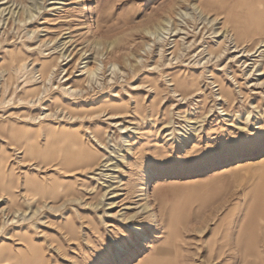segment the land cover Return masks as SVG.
Returning <instances> with one entry per match:
<instances>
[{"label":"rangeland","instance_id":"374dc122","mask_svg":"<svg viewBox=\"0 0 264 264\" xmlns=\"http://www.w3.org/2000/svg\"><path fill=\"white\" fill-rule=\"evenodd\" d=\"M82 1L0 0V207L27 218L0 230V264H264V90L193 58L199 35L183 62L153 55L175 27L255 50L264 0ZM87 62L102 71L68 93Z\"/></svg>","mask_w":264,"mask_h":264},{"label":"bare ground","instance_id":"6f19581e","mask_svg":"<svg viewBox=\"0 0 264 264\" xmlns=\"http://www.w3.org/2000/svg\"><path fill=\"white\" fill-rule=\"evenodd\" d=\"M83 1L82 0H78V3L77 4H80L82 3ZM6 4V3H4ZM62 3H57V5H61ZM65 4V3H64ZM3 5V4H1ZM200 8V7H199ZM202 10L206 11L205 9L201 8ZM58 10V9H57ZM201 10V11H202ZM165 23V22H164ZM251 24V27L252 29H256L254 27V24L250 23ZM166 25H162V24H158V27L155 28L156 31H161L163 32L162 30H166L165 28ZM168 26V25H167ZM226 27V26H225ZM173 28V27H172ZM230 28V27H229ZM167 30H168V27H167ZM207 30V29H205ZM206 32V31H205ZM205 32H201V33H197V31L195 32L192 31L191 32V28L188 27V28H178V27H175L174 31L171 32V35L169 40H160L159 42H155L156 43V47L158 45V47L154 50L153 52V55L157 52V55L159 57V61L160 63H163L164 62V59H166L165 57H170L172 56V59H168V62L172 63L174 62V60H176L178 63L180 62H183L184 59L188 56V54L191 53L192 51V48L195 46V43L197 41V35H199V37L202 38V40H199L200 41V44H199V48H201L202 50H200L198 52V54H194L192 55V57L194 58L196 56V58L200 57L202 58L203 60H207L206 63H204L205 65H214V64H218V63H221L223 61V57L225 56V58L227 57V60H228V65H224L223 67V71L225 69L229 70V74H227V80L229 82H233L236 83L237 85H239L238 87L240 88V82L238 81V78L236 76V71H235V64L236 66L240 67L243 72H245V75L248 76V79H249V82L248 83H251V88L252 90L254 91V94H260L261 91L264 90V80H262L261 78L264 77V41H261V42H258L257 45H256V49L255 50H251L250 48L244 46V43H242V38H239L238 36H236L234 33L232 32H229V30H224L220 35L219 37H212V38H218L216 41H212L213 42V45H211V42L206 40V39H209L210 37H207L206 38V35L209 34L210 30L207 31V33ZM29 33V32H28ZM30 33L32 34H35L36 32L35 31H30ZM147 34L150 33L149 31L146 32ZM169 34V32H167ZM154 34V32H153ZM167 34V35H168ZM165 35H166V32H165ZM164 35V36H165ZM168 36V37H169ZM243 36H247V37H250V36H254L250 33H244ZM167 37V36H165ZM195 38V41L192 42L190 41V38ZM156 38V37H155ZM220 38H223V41L225 43H223V46L222 45V42L220 40ZM150 39L152 40V38L150 37ZM158 39V38H156ZM248 41V40H247ZM152 41L147 43V46L150 48L151 46L153 47V45H151ZM251 44V43H250ZM207 45V47L205 46ZM222 48L223 52L220 53V55H217V54H214V53H217L218 51H220ZM216 49V50H215ZM108 50V49H107ZM115 50V49H114ZM118 50V49H117ZM144 50V52L148 55L152 49H142ZM199 50V49H198ZM51 51V50H50ZM143 52V51H142ZM111 53V52H110ZM197 53V52H196ZM140 54L144 55L143 53L140 52ZM108 55V54H107ZM206 55V56H204ZM70 57V56H69ZM109 57V56H108ZM116 57V56H115ZM208 57V58H207ZM64 58V57H63ZM88 59V58H87ZM118 59H122L124 63H128L129 60H133L134 61V64L131 62L130 64V69L133 71L134 74L138 73L139 71H141L143 69V67L141 66H137L135 65L136 64H139L140 63V57L137 56V58H133L131 57V54L129 53H121L120 56L118 57ZM143 59V58H142ZM226 60V61H227ZM116 61V60H115ZM64 62V61H63ZM82 63V62H81ZM80 63V64H81ZM32 64V63H31ZM79 64V65H80ZM87 65L85 67H82L81 68V71H80V75H78L79 77L81 78H85V80L83 81V85L84 87L83 88H78L76 89L75 87L73 86H69V82H72V80H74V78L70 75V73H68L64 79H65V83H67V91L69 93V91H71L72 93H75V92H84L87 90V87L88 85H90V81H91V78L94 77L95 75H98L99 72L102 71L101 67L100 68H91L89 66V63L87 62L86 63ZM165 64V63H164ZM176 64V63H175ZM226 64V63H225ZM259 64V65H258ZM34 65V64H33ZM66 65V64H65ZM108 65V63H107ZM113 65V64H112ZM140 65H143V64H140ZM223 65V64H222ZM160 65L156 66L154 69L155 70H161L160 69ZM220 66V65H219ZM113 67V66H112ZM116 67V66H115ZM29 68V67H28ZM80 68V67H79ZM105 68V66H104ZM232 70V71H231ZM54 72V71H53ZM77 72V71H76ZM108 72V70H107ZM35 73V72H34ZM120 72V75L123 74V78H128V74L126 73H122ZM165 73V72H164ZM54 75V73H51V75ZM232 74V76H230V79H229V75ZM117 75V74H116ZM212 75V74H211ZM119 76V75H118ZM119 78V77H118ZM50 79V78H49ZM48 79V80H49ZM115 79L112 78L111 81H113ZM121 79V77H120ZM132 77L129 76V78L126 80V82H128V80H131ZM169 79V78H168ZM215 79V78H214ZM35 80V79H34ZM46 80V79H45ZM44 80V81H45ZM38 81V80H37ZM119 81V79L117 80ZM170 81V80H169ZM52 82V81H51ZM43 84V83H42ZM171 85V83H170ZM224 85V84H223ZM250 85V84H249ZM172 86V85H171ZM216 86V85H215ZM91 87V86H90ZM149 87V86H148ZM218 87V86H217ZM237 87V88H238ZM65 88V89H66ZM140 87H136L135 89L136 90H140L138 89ZM236 88V89H237ZM238 90V89H237ZM44 91V90H43ZM220 91V89H219ZM199 92V91H198ZM238 92V91H237ZM241 92V90H240ZM239 93V92H238ZM42 94V93H40ZM240 94V93H239ZM262 94V93H261ZM76 95V94H75ZM180 95V94H178ZM182 97V95H180ZM219 96H220V93H219ZM223 96V95H222ZM260 96V95H259ZM77 97V96H76ZM115 98L119 97V95H114ZM180 99V98H179ZM185 98H183V101H184ZM39 100H41L39 98ZM219 100H224L223 97H221ZM33 101V100H32ZM226 102V101H225ZM47 112V110H45ZM49 113V112H48ZM52 114V113H51ZM50 114V115H51ZM56 114V113H55ZM68 114V113H66ZM43 115V113H42ZM49 116V115H48ZM52 116V115H51ZM101 116L102 117H106L107 120H111L114 122L115 125H113L114 127L115 126H119V127H122L121 128L122 130H127L126 132H129V129L128 127H126L124 124H122L120 122V120H122L124 118V116L121 114V113H118V114H113V113H107V112H103L101 113ZM88 117V116H87ZM69 118V117H68ZM80 118V117H79ZM34 119V118H33ZM38 118H36L37 120ZM44 119V118H43ZM73 119V118H72ZM104 119V118H103ZM83 121V120H82ZM123 122V121H122ZM111 123V122H110ZM120 130V129H119ZM125 133V131L123 132ZM89 136V134L87 135ZM94 140L99 143L100 145H104L102 143V139L100 138V136L98 134H96L94 136ZM99 145V146H100ZM103 148V147H102ZM106 149V148H105ZM72 164L73 163V158H71L70 160L68 159L65 163L66 164ZM33 166V165H32ZM227 168V167H226ZM231 168V167H230ZM155 180L154 179H151L149 182H148V187L146 186L145 188V194L149 195L150 191L153 190V187L155 186ZM125 185V184H124ZM123 185V186H124ZM6 202V201H5ZM4 203V200H1V197H0V205ZM8 203L11 204V199L8 200ZM137 204V203H136ZM135 204V205H136ZM147 206V205H146ZM20 209V208H19ZM19 209H16V211H12L11 209V206H6V207H0V230H6V225L9 224L10 222H12V224L14 223V221L16 219L19 220L20 217L23 216V218H26V213L23 212L21 213L20 215H18L20 213V211L22 210H19ZM51 209V208H50ZM24 210V209H23ZM39 210V208H38ZM144 210L146 211H149V213H151L152 209H151V206H148L146 208H144ZM27 211V210H26ZM38 211H35L33 215H36ZM33 212L30 213V215L32 214ZM138 213V212H137ZM36 217V216H35ZM22 218V219H23ZM151 218L153 219L154 222H157V218H156V215L155 213H152L151 214ZM27 219V218H26ZM24 221V219H23ZM11 224V225H12ZM10 225V224H9ZM156 226V225H155ZM136 231H140L137 227L135 228ZM4 232V231H3ZM150 243V242H149ZM148 244V243H147ZM149 245V244H148ZM152 245V244H151ZM145 246V245H144ZM147 247V246H146Z\"/></svg>","mask_w":264,"mask_h":264}]
</instances>
